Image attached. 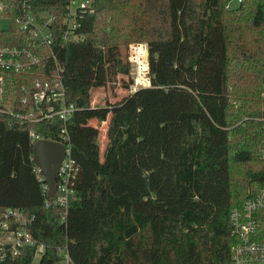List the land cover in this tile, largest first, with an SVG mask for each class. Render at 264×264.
I'll use <instances>...</instances> for the list:
<instances>
[{"label": "trees", "instance_id": "1", "mask_svg": "<svg viewBox=\"0 0 264 264\" xmlns=\"http://www.w3.org/2000/svg\"><path fill=\"white\" fill-rule=\"evenodd\" d=\"M69 1L0 0L10 20L0 53L26 63L22 73L0 67L11 90L0 96V210L33 218L41 264L57 263L68 240L74 264H232L231 211L264 187V0H94L75 18L79 39L67 37ZM49 20L50 46L35 29ZM133 43L148 46L151 81L135 92ZM57 77L76 113L66 124L22 119L38 114L36 80ZM65 126L79 166L67 208L44 191L31 141H60ZM87 205L95 218L69 226L67 214ZM256 216L264 242V208ZM34 259L26 249L6 264Z\"/></svg>", "mask_w": 264, "mask_h": 264}, {"label": "built area", "instance_id": "2", "mask_svg": "<svg viewBox=\"0 0 264 264\" xmlns=\"http://www.w3.org/2000/svg\"><path fill=\"white\" fill-rule=\"evenodd\" d=\"M75 6L76 8L74 9ZM68 7L71 17L67 21L69 27L67 37L79 39V37L72 36L76 29L75 18L80 10L93 11L94 0H70ZM34 22V18L28 15L24 27L33 25ZM50 22L51 20L44 26L35 25L36 35L48 46L52 44V34L49 31ZM148 53V46L145 43H133L129 47L130 73L133 78L132 92L137 91L139 88L149 87L151 84ZM21 56L22 53L17 50H2L0 53L1 69L6 72L22 73L25 71L26 63L22 61ZM132 65L134 72H131ZM8 87L9 82L1 74V97L11 94V90L9 91ZM35 88L34 100L38 104V114L31 113L25 117L21 116L22 119L31 122H41L59 118L66 124L76 113V106L67 101L66 89L60 77L47 81L36 80ZM262 99L264 100V82ZM3 100L8 104L1 105L12 112L9 100ZM42 104L45 105L44 108H41ZM61 136L62 140L58 142L66 145V156L62 161L58 174V188L54 195L56 197L54 203L67 208L71 199L75 196L74 184L79 172V166L71 156V142L69 130L66 126L62 129ZM31 138L33 144L43 139L35 132H31ZM36 172L39 180L43 183L44 191L48 195V184L45 182L43 171L36 166ZM47 206H50V201L47 202ZM262 208H264V187L257 195L249 197L241 207L232 209L230 214L231 236L236 240L231 249L232 264H264V242H259L255 239L258 232L256 213ZM32 223L33 218L21 209L8 208L0 210V264H6L9 259L16 260L20 258L26 249H35V258L38 254L42 255V259L46 256L47 245L35 239L31 231ZM69 244L70 240L65 245L56 247L60 260L55 264H74L69 251Z\"/></svg>", "mask_w": 264, "mask_h": 264}, {"label": "water", "instance_id": "3", "mask_svg": "<svg viewBox=\"0 0 264 264\" xmlns=\"http://www.w3.org/2000/svg\"><path fill=\"white\" fill-rule=\"evenodd\" d=\"M65 156L66 145L61 142L41 139L34 144L33 159L45 175L49 198L54 197L57 192L58 174Z\"/></svg>", "mask_w": 264, "mask_h": 264}, {"label": "rangeland", "instance_id": "4", "mask_svg": "<svg viewBox=\"0 0 264 264\" xmlns=\"http://www.w3.org/2000/svg\"><path fill=\"white\" fill-rule=\"evenodd\" d=\"M239 5V0H233L231 3H230V7L231 9H235L237 8ZM76 8V6L74 7V9ZM73 9V10H74ZM119 17L116 16L115 17V22L119 21L118 19ZM119 23H123V22H119ZM10 28V20L8 18H6L3 14H2V11H0V30H7ZM134 72V67L132 65V68H131V72ZM103 91V90H102ZM113 92L114 91H109L108 93V96L110 97V99L112 98V95H113ZM103 96V95H102ZM99 97V96H98ZM98 99V98H97ZM101 102V101H100ZM8 104V103H7ZM92 126H95V127H98L100 128V126L102 127V124H98L97 121H92L90 123ZM102 130V129H101ZM100 131V130H99ZM103 131V130H102ZM103 133L100 131V136H99V143H103L104 139L102 137ZM70 137H72V133L69 134ZM102 153V152H101ZM100 153V155H101ZM243 172H244V169L242 167H239V166H236L234 169H233V183L235 184L236 182L239 181V179L242 177L243 175ZM239 192L238 188L235 187V190H234V193H237ZM91 208H93L91 205H87L86 209L84 212H71V213H68V225L69 226H72L71 222H74L73 226H75L76 222H77V219L78 218H83L85 217L84 215L88 216V215H93V218H95L93 212L91 211ZM75 214H78V215H75ZM97 218V217H96ZM96 222V221H95ZM96 224H98V222H96ZM75 251V249H74ZM41 259H42V255L38 254L37 257L33 260L32 264H41Z\"/></svg>", "mask_w": 264, "mask_h": 264}]
</instances>
